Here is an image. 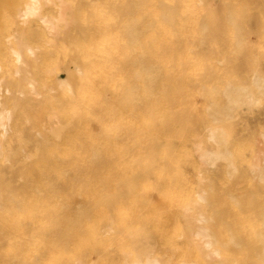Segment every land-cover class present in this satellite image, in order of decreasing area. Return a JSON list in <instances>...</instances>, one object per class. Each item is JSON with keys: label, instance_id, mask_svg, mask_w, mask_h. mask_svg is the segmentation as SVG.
I'll return each mask as SVG.
<instances>
[{"label": "bare ground", "instance_id": "obj_1", "mask_svg": "<svg viewBox=\"0 0 264 264\" xmlns=\"http://www.w3.org/2000/svg\"><path fill=\"white\" fill-rule=\"evenodd\" d=\"M260 109L264 0H0V264H264L199 183Z\"/></svg>", "mask_w": 264, "mask_h": 264}, {"label": "rangeland", "instance_id": "obj_2", "mask_svg": "<svg viewBox=\"0 0 264 264\" xmlns=\"http://www.w3.org/2000/svg\"><path fill=\"white\" fill-rule=\"evenodd\" d=\"M253 120H256V121H253ZM257 120H260V121L257 122ZM252 122H253V123H251L252 127L253 128L255 127L253 129L254 134L257 135L258 130H260V128H262V126L264 125V112H263V110L260 109L254 113L253 118H252ZM259 123H261V124H259ZM262 123H263V125H262ZM257 125H258V128H257ZM252 149H253L252 147L251 148H243L242 152L237 155L239 159L236 161V169L234 171L233 179L230 181L231 183L229 185L220 184L219 181L208 182L205 179L199 182L201 184L200 186L204 190H207V193L209 194V196L214 195V202H212L210 205V209L212 211L210 209H208L207 213H209L211 211V212L221 214L222 216L225 217V220L235 219L233 221V224H234L233 227L230 226V227H224V228H233V229L239 231L243 236L242 243L246 241L244 233L247 232V229L251 228L254 230V232L259 231V230H262L264 232V228H263L264 227V225H263V223H264V169H263L264 163H262V165H261V167H263L262 168L263 171H262V169L260 170V172L262 174H260V176H258L259 178H257L255 176L256 174L254 172H252L251 169L249 168V160H250L251 156L253 155ZM244 153H245V155H244ZM242 165H244V166H242ZM240 167H241V169H240ZM210 170L213 172L212 169H210ZM196 171H197V169L194 168L193 166H191V165L188 166L187 173L190 176ZM243 172H246V173L243 174ZM223 174H224L223 170H220L217 177L220 179L221 177H223ZM242 175H244V176H242ZM254 176L258 180H256L254 178ZM261 178H262V180H261ZM229 195H232L234 198L239 199V204L236 206H230V205H224L223 206L222 199L227 200V197ZM243 195H244V197H243ZM248 198H250V199L248 200ZM245 199H246V201H245ZM221 207H224V209L217 210V209H220ZM230 207L236 208V209H232ZM205 213H206V211H205ZM236 215H238V216H236ZM236 218H237V220H236ZM246 224H247V226H245ZM248 226H249V228H248ZM253 230H251V231L253 232ZM153 239L154 238L149 236L148 241H152ZM237 242L238 243L241 242L238 239V237H237ZM122 255L123 254L120 251L116 255L115 262H110V263L109 262H106V263L83 262L81 264H133V260H131V259L126 260L125 255L124 256H122ZM174 263L176 264L177 262L172 261V264H174ZM56 264H64V263L58 262Z\"/></svg>", "mask_w": 264, "mask_h": 264}]
</instances>
